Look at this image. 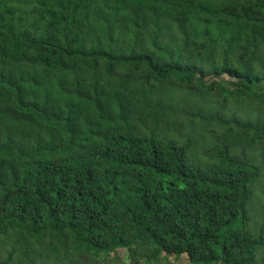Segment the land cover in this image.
I'll return each instance as SVG.
<instances>
[{
    "label": "trees",
    "instance_id": "1",
    "mask_svg": "<svg viewBox=\"0 0 264 264\" xmlns=\"http://www.w3.org/2000/svg\"><path fill=\"white\" fill-rule=\"evenodd\" d=\"M120 249L264 264V0H0V264Z\"/></svg>",
    "mask_w": 264,
    "mask_h": 264
},
{
    "label": "rangeland",
    "instance_id": "2",
    "mask_svg": "<svg viewBox=\"0 0 264 264\" xmlns=\"http://www.w3.org/2000/svg\"><path fill=\"white\" fill-rule=\"evenodd\" d=\"M116 257L117 259H113ZM113 258L110 257L109 260L104 261L102 264H131L130 261L127 259L125 250L120 249L117 252V255H113ZM158 264H191L185 256H181L179 258H170L168 261L160 260Z\"/></svg>",
    "mask_w": 264,
    "mask_h": 264
}]
</instances>
